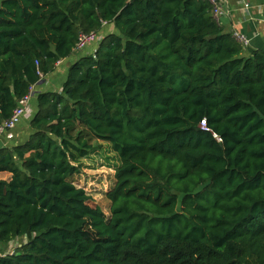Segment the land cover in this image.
<instances>
[{
	"label": "trees",
	"instance_id": "trees-1",
	"mask_svg": "<svg viewBox=\"0 0 264 264\" xmlns=\"http://www.w3.org/2000/svg\"><path fill=\"white\" fill-rule=\"evenodd\" d=\"M90 32L0 146V264H264V51L208 0H0V123ZM98 141L108 214L74 179Z\"/></svg>",
	"mask_w": 264,
	"mask_h": 264
},
{
	"label": "crops",
	"instance_id": "crops-1",
	"mask_svg": "<svg viewBox=\"0 0 264 264\" xmlns=\"http://www.w3.org/2000/svg\"><path fill=\"white\" fill-rule=\"evenodd\" d=\"M226 13L219 18V23L226 32H241L248 38V44L243 46L244 54L252 51H264V0H221ZM248 3V8L243 4ZM83 54H86L83 51ZM80 56V51L74 50L68 57L59 60L55 69L41 76L39 81L30 88L29 114L22 117L12 132L3 135L0 146L17 144L30 131L29 121L36 109V97L40 92H61L62 84L66 78V72L70 64ZM3 176V177H2ZM0 178L8 179L9 174L0 173Z\"/></svg>",
	"mask_w": 264,
	"mask_h": 264
},
{
	"label": "rangeland",
	"instance_id": "rangeland-1",
	"mask_svg": "<svg viewBox=\"0 0 264 264\" xmlns=\"http://www.w3.org/2000/svg\"><path fill=\"white\" fill-rule=\"evenodd\" d=\"M96 46V43L93 44L85 52H92ZM99 144L101 147L90 152L81 160V172L74 179L86 189L92 200L102 208L104 213L108 214L109 201L103 192L112 186L115 181V166L118 165V160L109 144L105 142H99ZM25 241L26 238L24 237L18 238L15 242L3 246L2 252H11L17 245H21Z\"/></svg>",
	"mask_w": 264,
	"mask_h": 264
},
{
	"label": "built area",
	"instance_id": "built-area-1",
	"mask_svg": "<svg viewBox=\"0 0 264 264\" xmlns=\"http://www.w3.org/2000/svg\"><path fill=\"white\" fill-rule=\"evenodd\" d=\"M212 6L213 15L216 20H219L222 14L226 13L225 8L223 7V3L221 0H208ZM245 8H248V3L243 4ZM234 38L242 45L245 46L248 44V38L245 34L241 32L232 33ZM101 36L97 32H90L88 34L81 33L78 37L75 50L81 51L86 48L87 45L91 43H98ZM30 95L31 92L23 97L21 100L18 101L17 106L13 110L12 115L3 120L0 123V140L2 139L3 135L7 132H12L15 126L21 121L22 117L29 114V107H30ZM200 127L204 130H207L205 121L201 120ZM217 140H220L217 138Z\"/></svg>",
	"mask_w": 264,
	"mask_h": 264
}]
</instances>
